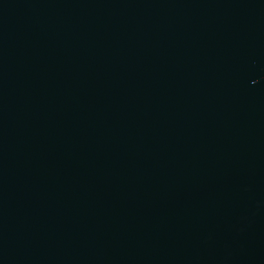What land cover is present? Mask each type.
<instances>
[{
	"label": "water",
	"instance_id": "water-1",
	"mask_svg": "<svg viewBox=\"0 0 264 264\" xmlns=\"http://www.w3.org/2000/svg\"><path fill=\"white\" fill-rule=\"evenodd\" d=\"M0 264H264V0H0Z\"/></svg>",
	"mask_w": 264,
	"mask_h": 264
}]
</instances>
